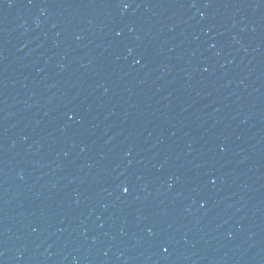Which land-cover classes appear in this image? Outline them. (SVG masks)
<instances>
[{
    "label": "water",
    "instance_id": "water-1",
    "mask_svg": "<svg viewBox=\"0 0 264 264\" xmlns=\"http://www.w3.org/2000/svg\"><path fill=\"white\" fill-rule=\"evenodd\" d=\"M0 264H264V0H0Z\"/></svg>",
    "mask_w": 264,
    "mask_h": 264
}]
</instances>
